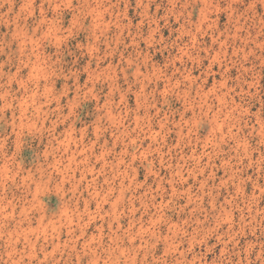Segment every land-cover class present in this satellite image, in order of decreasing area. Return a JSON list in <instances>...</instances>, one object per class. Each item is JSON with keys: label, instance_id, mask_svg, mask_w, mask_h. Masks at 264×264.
<instances>
[{"label": "rangeland", "instance_id": "374dc122", "mask_svg": "<svg viewBox=\"0 0 264 264\" xmlns=\"http://www.w3.org/2000/svg\"><path fill=\"white\" fill-rule=\"evenodd\" d=\"M109 2L116 5V22L110 23L111 16L105 21L108 39L100 44L90 43L86 31L73 32L67 25L72 17L65 12L64 19L59 16L65 24L59 32L52 17L44 18L40 36L49 38L38 44L40 58L45 63L49 57L55 61L48 71L37 73L33 65L16 80L17 69L9 72L0 61V112L9 121L15 115L17 122L22 113L48 117L32 122L36 132L29 134L30 147L16 161L12 178L0 163V228H8V238L16 232L23 240L35 238L37 245L45 239L55 241L52 247L38 251L37 245H31L32 250L23 258L35 259L37 264H50L53 257L71 264L77 260H83V264H120L121 258L135 264L137 253L129 255L124 247L118 256L110 251L97 253L93 245L105 241L111 244L110 233L127 235L128 242L137 248L142 247L137 237L149 233L160 258H183V249L170 235H183L189 229L195 234L198 227H203L201 221L208 223L218 217L219 211L225 212L226 221L234 216L238 219L239 209L232 213L223 205L231 206L232 194L240 190L241 183L250 197L252 186L259 189L258 184H248L252 169L239 172L238 165L243 161L236 155L245 151L244 159L248 167L255 163L259 180L262 153L258 147L254 153L246 152L250 144L264 142V31L258 29V21H248L247 32L242 33L245 36L238 37L242 30L238 26L228 31L229 23L235 25L228 10L232 0H208V4L205 0H175V7L170 0H140L139 6L137 0ZM247 3L242 0L234 7L242 11ZM12 4V12H7V4L0 8V38L14 41L12 48L16 46L27 67L28 58L23 54L35 51L32 42L36 38L25 29L27 24L31 31L33 18L26 22L22 19L28 11V0H12ZM39 4L40 0L33 4L37 17ZM211 4L214 10L209 7L206 13L201 12L199 6ZM52 6L56 8L55 0ZM181 6L187 10L189 22L196 25L190 41L183 36L177 41L184 21L168 15L180 11ZM257 12L264 13V8L257 5ZM89 23L95 29L94 20ZM202 28L208 31L197 35ZM117 34L119 42L111 43ZM237 39L240 42L235 43ZM91 40H97L94 31ZM161 42L168 46L162 47ZM173 42L178 46L173 47ZM189 42L199 43L195 51L203 50L201 55L207 59L202 62L203 73L192 69L191 59L178 57ZM248 43L252 46L246 47ZM170 61L174 67L167 71ZM241 66L243 73H250L247 78ZM207 69H211L210 74ZM177 71L183 75L173 79ZM198 78L200 82L194 87ZM25 80L34 81L32 91L18 95L15 89H20ZM218 87L222 91L218 92ZM241 96L254 105L249 106ZM210 97L215 98L216 108L205 123L200 118L201 105L208 102L203 109L207 117L212 108ZM229 104L231 110L224 111L220 118L221 106L228 108ZM102 110L111 125L105 135L97 123ZM230 117L240 128L239 133L226 123ZM248 134L254 140H248ZM237 135H243V140L235 139ZM45 169L49 170L47 176ZM249 210L251 223L245 221L244 234L237 237L235 247L228 246L231 255L224 256L232 264L237 259L243 264L244 249L249 245L253 250L248 260H254L264 244V199L257 196L255 210L251 206ZM258 216L261 219L257 220ZM218 235L222 241L223 234ZM8 238L3 239L4 246ZM200 239L203 237L195 243L190 239L188 246L198 249ZM208 244L216 245L208 254L210 261L219 256L223 244H217L214 237ZM85 253L87 259L82 255ZM3 256L7 259L9 253ZM139 258L149 257L145 252Z\"/></svg>", "mask_w": 264, "mask_h": 264}, {"label": "clouds", "instance_id": "9594fccd", "mask_svg": "<svg viewBox=\"0 0 264 264\" xmlns=\"http://www.w3.org/2000/svg\"><path fill=\"white\" fill-rule=\"evenodd\" d=\"M35 0H28V4L26 7L28 8V11L26 14L22 17V19L26 22L29 18H33V26L31 28V31L28 30V26L26 24V31L33 37L36 38L33 43V47L35 49L34 52H28L25 51L23 54L26 56L27 59V67L25 66V59L19 56L17 53L16 46L13 49L12 44L14 41L4 40L0 38V57H3L0 59V61L3 62L4 66H7L9 72H11L12 68L17 69V75L15 77L16 80H20L24 77L25 72L27 71V68H31L33 65H36V72L39 73L40 71H48L50 66L55 63L51 59V57L48 58L47 63H45L40 58V49H39V43H43V41L49 37H41L40 32L43 31V28L45 26V20L46 17H52L53 20L57 22L59 25V28H57V31L59 32L60 28H63L65 24L63 23L64 19V13L68 12L70 13V16L72 17V21L67 23V25L70 24L72 31L76 32L77 30L86 31L89 33L90 36V43H96L100 44L101 42L108 39L107 33H108V26L105 25V21L108 20V17H112V21L110 23L116 22L117 12H116V5L113 3H110L109 0H55L56 8L54 9L52 4L53 0H40V4L38 7V17L36 16L37 9L33 7ZM140 0H137L138 6H139ZM242 0H232V2L229 4V11L232 13V19L235 22V25L233 23H229L228 25V31L229 33L232 32V29L234 26H238L241 31L237 33L238 37H243L245 35H242L243 32H247L246 23L248 21H252L253 23H256L258 21V29L261 31H264V13H258L257 12V5H259L261 8H264V0H248V3L243 8V10H239L236 7H234L235 4L241 3ZM170 3L173 4V7H175V0H170ZM7 4V12H12V0H0V8H3L4 5ZM205 4H208V0H205ZM201 7V12L206 13L208 11V8L210 7L212 10H214L215 5L211 4L208 5V7L199 6ZM51 13V15H48V13ZM34 13V14H33ZM62 14L63 19L62 21L59 20V16ZM122 17V13L119 14ZM168 15H175L177 19H183L184 23L180 31V36H177V41L181 39V36L184 37L185 40L191 39V36L194 32H196V25L194 23L189 22V18L187 15V10L181 6L180 11H170ZM193 15V13H192ZM93 19L95 24V29H93V25L89 23V20ZM155 20H152L151 23H155ZM167 23V19L164 21ZM203 22V20H201ZM211 23V22H209ZM95 32V35L97 37L96 41L91 40V34ZM208 29H200L197 35L203 34L207 32ZM62 35L63 33L60 32ZM212 34L215 35V28L213 26ZM50 35V34H49ZM223 38V37H221ZM249 40L251 39V36L248 37ZM259 39V36L257 37ZM240 40L237 39L235 43ZM111 43L115 44L119 42V35L117 34L116 37H114L111 41ZM233 41L229 39V44H232ZM162 47H167V44H164L161 42ZM173 47H176L175 42L172 43ZM252 44L248 43L246 47H251ZM199 47V43L193 44L189 42L185 47L181 49V52L178 53V57L183 58L187 57L188 59L192 60V69L200 70L202 73L205 71L203 68V61L207 60L204 58L203 50L195 51ZM223 52V49H221V53ZM33 56H36V59H32ZM208 56H211V50L208 52ZM249 58V57H248ZM247 58V59H248ZM221 59H223V56H221ZM138 62V61H137ZM227 63V61H224ZM197 64H200V68L197 69ZM132 67H135V63H133ZM174 67V63L170 61L169 67L167 71H172V68ZM23 69V70H21ZM243 66H241V72L242 75L247 78L248 74L243 73L242 71ZM131 70V69H129ZM209 74L211 72V69L206 70ZM223 71V69H222ZM183 75V73H179L177 71V75L173 76V79L180 78ZM225 77H227V74H225ZM239 79V77H238ZM34 81L25 80L24 85L20 89H15V92L18 95H28L30 91H32V83ZM200 82V78L197 79V81L194 82L195 84ZM234 83V81H230ZM40 83H43V80L40 81ZM13 85H15L13 83ZM15 88V87H13ZM217 91H222L219 87L217 88ZM236 94L235 92L233 93ZM254 95V94H252ZM240 99L244 101L245 103H248L249 106L254 105L252 100H246L244 96H241ZM210 102L212 103V108L208 109V116L204 117L203 115V109L206 108L207 103L201 105L202 112H201V119L207 123V121L211 120V112L215 110V98L210 97ZM231 104L228 105V108H224L223 105L221 108L223 111L220 113V118H223V112L231 110ZM13 112L16 111L15 105H12ZM27 111V110H26ZM113 111L115 109L113 108ZM51 115L54 116V113H51ZM234 115V113H233ZM261 115L264 116V98L261 99ZM48 117L44 116H37L35 112H29L28 115L21 114L19 122H17V118L15 115L13 116L12 120L9 121L6 119L5 115L0 112V163H3L5 167L8 168V177L12 178L13 173L17 171L16 169V161L20 159L21 154L24 152L26 147H30L29 139L30 133H35L36 128L33 127L32 122L38 121L39 119H47ZM131 117H128V120L130 121ZM252 117H248V120L250 121ZM98 124L101 126V130L105 133H107V130L111 128V125L108 123L106 118L103 115V110L101 111V117L100 120L97 121ZM226 123H231L233 127L236 129V131L239 133L240 128L237 127L235 121L230 117ZM264 123V121H262ZM107 125V127H106ZM11 129V130H9ZM47 132L48 130L45 129ZM129 131H131L129 129ZM135 134V132H133ZM51 135V133H49ZM91 135V128H89V136ZM243 135H237L235 136V139L243 140ZM248 140H254V136L252 134L247 135ZM259 148L260 152L262 153L261 156V171H260V179H256V165L255 163L252 164L251 167H248L247 160L244 159L245 151H237L236 155L239 160H242L243 163H240L238 165L239 172L243 173L247 171L248 169H252V175L248 177V184L250 185H259V189L257 187L252 186L251 192L252 196L250 197L248 194V191H245L246 185L241 183L240 184V190L233 193L231 197V206L229 204H224V209H229L232 213H237V209H239L238 212V219L234 216L230 220H225V212L219 211L218 217L215 219H210L208 223H204L201 221L203 227H198L195 234L192 232L191 229H189L187 232H185L183 235H181L179 232L176 236H171L170 239L174 242H179V247L183 249V258L176 257L175 255H171L168 257L160 258L159 255L156 254L157 248L155 244L151 243L153 240V237L149 233H145L143 237H137V240L141 242L142 247L137 248L134 243H129L127 239V235L121 234V236L117 237L110 233L112 236V243L108 244L107 241L105 243L97 242L93 247L97 250V253L99 254H107L109 251L113 256L119 255V249L121 247L127 248L129 250L128 254L131 255L132 252L137 253V259L135 261V264H189V261H191V264H232L231 260L225 261L224 256L225 253L229 252V245H232L235 247L237 242V237L244 234V230L246 228L245 221L248 220L249 223H251V220L249 219L252 216V211L249 210L250 206L252 210H255V200L258 196V198L264 199V142H262L261 145H256L255 143L250 144L248 148L246 149L247 153H254L256 148ZM51 151H56V149H52ZM50 151V155H51ZM254 159V157H253ZM47 169L44 170L45 176L48 175ZM7 183V181H5ZM16 184H18V177L16 178ZM216 214L213 213V216ZM257 220L261 219V217H256ZM10 227V225H9ZM218 233L223 234V239L221 241L220 236ZM200 237H203V239H200V247L197 249L195 247L190 248L188 246V241L191 239L193 243L196 242L197 239ZM215 238V241L217 244H223V250L220 249L219 256L213 257L210 261L207 259L208 254L213 252V249L215 248V244L209 245L208 241L211 238ZM8 238V228H0V261H2V264H37L36 260L33 259L29 261L28 259H24L23 257H27L29 252L32 250L31 245H37V240L35 238L29 239V240H23L20 239L16 232L12 233V236L9 239V242L7 246L3 245V239ZM147 240L148 243L145 244L144 241ZM55 243V241L52 240H42V242L37 245L36 250L38 251L41 247L44 249L52 247V245ZM21 244H23V248H21ZM260 252L257 254L254 260H248V254H250L253 250V247L251 245L247 246L244 249L245 252V259L243 264H264V244H261L259 246ZM202 249V250H201ZM63 250H61L62 252ZM91 251V249H89ZM7 252L9 253V256L7 259L4 258L3 253ZM147 253L148 257L147 259H140L141 253ZM84 255V258L87 259V254ZM238 256L239 253H236ZM196 257L197 259L193 260L192 258ZM155 258V259H154ZM50 264H71L68 260L58 261L54 257L51 259ZM76 264H83V260H77ZM120 264H129V262L125 261L123 258L120 260ZM235 264H242L241 260L237 259Z\"/></svg>", "mask_w": 264, "mask_h": 264}, {"label": "bare ground", "instance_id": "6f19581e", "mask_svg": "<svg viewBox=\"0 0 264 264\" xmlns=\"http://www.w3.org/2000/svg\"><path fill=\"white\" fill-rule=\"evenodd\" d=\"M226 116V115H225Z\"/></svg>", "mask_w": 264, "mask_h": 264}]
</instances>
